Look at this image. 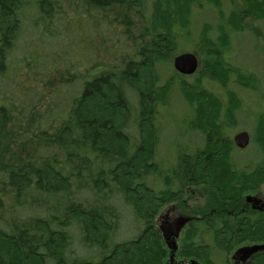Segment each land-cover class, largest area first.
Here are the masks:
<instances>
[{
    "label": "trees",
    "instance_id": "obj_1",
    "mask_svg": "<svg viewBox=\"0 0 264 264\" xmlns=\"http://www.w3.org/2000/svg\"><path fill=\"white\" fill-rule=\"evenodd\" d=\"M182 3L0 0V264H165L152 220L155 174L163 182L157 203L189 196L192 186L205 190L209 211L216 195L233 193L212 174L219 158L193 156L233 154L230 140L224 152L222 139L201 130V147L179 145L169 168L157 160L158 62L177 51L178 28L189 42L194 8L175 29L160 15H181ZM261 7L264 0H250L224 23L235 30L236 17L244 29L245 20L264 18ZM210 33L202 32L221 46ZM243 163L230 157L227 168L239 177L249 167ZM125 229L137 232L123 237ZM213 232L208 221L194 222L178 255L200 260L201 248L213 249Z\"/></svg>",
    "mask_w": 264,
    "mask_h": 264
},
{
    "label": "rangeland",
    "instance_id": "obj_2",
    "mask_svg": "<svg viewBox=\"0 0 264 264\" xmlns=\"http://www.w3.org/2000/svg\"><path fill=\"white\" fill-rule=\"evenodd\" d=\"M181 1V15L177 16L165 9L160 15L165 28L176 21L173 27L175 29L182 21L180 18L187 15L189 5L194 8L191 30L188 33L189 42L185 38V30L178 28L177 51L161 54L158 62L159 73L154 80L155 96L162 103L159 120L164 127L157 146V160L165 163L166 167L172 166L177 160L178 146L187 144L193 149L201 147L205 134L201 130H206L216 142L222 139L223 151L227 148L225 142L230 140V144L236 149L232 154L236 159L252 166L260 165L253 177H247L248 173L244 171L238 173V177L233 170L227 168L231 153L219 152L222 156L215 163L218 168L212 173L217 182L226 185L231 178L230 182L233 184L236 176L237 187L254 185L253 189H257V185L264 184V18L245 20L243 29L238 25L236 17H232V22L236 25V29L232 30L224 23L223 15L243 13L250 0H198L195 4H191V0ZM176 8V5H172L171 10ZM207 27L211 28L210 35L213 38L220 35L221 46L214 47L210 44L211 39L204 38L202 32ZM222 30L228 33L231 41L228 49L223 48L226 37ZM181 33L185 36H181ZM182 52H192L198 57L200 64L196 73L184 75L175 70L174 58ZM219 52L222 57L217 55ZM232 66L238 68L240 76L233 74ZM245 81H248V85ZM238 108L240 110L234 117L233 113ZM222 115L226 117L224 129L219 125ZM243 130L251 135V143L245 150L238 149L234 142V136ZM153 141L155 145L156 139ZM209 154L213 153H194L193 156L203 161ZM177 207L174 214L181 211V207ZM135 232L137 230L125 229L123 237Z\"/></svg>",
    "mask_w": 264,
    "mask_h": 264
},
{
    "label": "flooded vegetation",
    "instance_id": "obj_3",
    "mask_svg": "<svg viewBox=\"0 0 264 264\" xmlns=\"http://www.w3.org/2000/svg\"><path fill=\"white\" fill-rule=\"evenodd\" d=\"M211 156L219 158L222 154L208 155V157ZM229 156L235 158V155L231 154ZM243 164L249 166L245 169L248 173L247 177H253V174L259 170L258 168H254L256 165L252 166L248 162ZM164 171L172 173L171 169H164ZM230 179L228 186H223L233 191V193L230 192L229 195L219 193V196L216 195L208 211L205 190H196L192 186L186 188V193L191 192L189 196L188 194L185 196L180 195L179 197L178 195H174L172 200L165 198L164 203H157L158 199L163 200L162 196L157 194V191L160 189L159 187L163 186V182L158 181L155 174L152 220L155 228L159 230L168 252L165 264H206L207 262H211L212 264H264V249L248 257H244L242 254L237 256V251L241 248L264 245V207L261 208L264 203V184L257 185V189H253L254 185H246V188L242 187L243 185L237 187L238 181L236 177H234L235 180L233 179V184L230 182ZM203 186L202 184L201 187ZM223 186L221 187L223 188ZM177 187L178 185L176 184ZM234 190L237 191L234 192ZM249 196L256 197L261 201L258 207H254V202L247 201V197ZM166 206L168 207L165 209ZM177 206L181 207V211L174 214L175 208H178ZM180 218L187 219V222L181 227L176 236L178 249L172 262V251L168 248L162 225H170ZM200 221H208L213 224V249L205 250L201 248L198 251L200 260L190 259L186 256L180 257L178 253L181 240L186 236L191 224Z\"/></svg>",
    "mask_w": 264,
    "mask_h": 264
},
{
    "label": "water",
    "instance_id": "obj_4",
    "mask_svg": "<svg viewBox=\"0 0 264 264\" xmlns=\"http://www.w3.org/2000/svg\"><path fill=\"white\" fill-rule=\"evenodd\" d=\"M199 64L200 62H199L198 57L192 52H183L177 55L174 58V62H173L175 70L178 73L184 74V75H192L196 73L198 70ZM234 142L238 149L244 150L250 145L251 135L246 130L240 131L234 136ZM247 201L254 202V207H258V204L261 203L259 199H257L256 197H251V196L247 197ZM263 207H264V203L261 208ZM186 222H187V219L180 218L170 225H167V226L162 225V230L165 234L168 248L172 251V256H171L172 262L174 260L175 252L178 249L176 236L178 235V232L181 229V227ZM262 249H264V245H255L252 247L241 248L237 251V256L242 254L244 257H248L251 254L259 250H262Z\"/></svg>",
    "mask_w": 264,
    "mask_h": 264
},
{
    "label": "bare ground",
    "instance_id": "obj_5",
    "mask_svg": "<svg viewBox=\"0 0 264 264\" xmlns=\"http://www.w3.org/2000/svg\"><path fill=\"white\" fill-rule=\"evenodd\" d=\"M181 54V53H180Z\"/></svg>",
    "mask_w": 264,
    "mask_h": 264
}]
</instances>
